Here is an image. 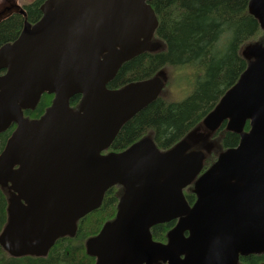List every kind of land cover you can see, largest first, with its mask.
I'll list each match as a JSON object with an SVG mask.
<instances>
[{
  "label": "water",
  "instance_id": "water-1",
  "mask_svg": "<svg viewBox=\"0 0 264 264\" xmlns=\"http://www.w3.org/2000/svg\"><path fill=\"white\" fill-rule=\"evenodd\" d=\"M150 1L47 0L41 20L0 49V133L17 126L0 154V246L12 257H46L114 186L116 218L86 243L96 264H237L264 253V43L243 50L247 69L202 123L206 135L198 128L168 152L147 137L103 154L163 88L160 78L107 88L124 63L160 47ZM249 13L264 31V0H250ZM44 94L54 96L44 115L25 118ZM223 123L240 142L200 176L205 154L191 150L203 142L210 153ZM175 220L168 244L156 243L151 229Z\"/></svg>",
  "mask_w": 264,
  "mask_h": 264
},
{
  "label": "trees",
  "instance_id": "trees-1",
  "mask_svg": "<svg viewBox=\"0 0 264 264\" xmlns=\"http://www.w3.org/2000/svg\"><path fill=\"white\" fill-rule=\"evenodd\" d=\"M46 0H34L25 5L28 22L35 24L42 17L41 6ZM250 0H151L159 20L155 39L163 43L162 50L144 53L126 62L108 84L112 90L131 82L153 78L162 70H178L180 87L185 81L187 96L181 102H167L159 98L127 122L109 151L122 152L145 136H151L161 151L181 141L211 112L221 97L239 79L248 62L242 57L246 45L264 41L258 21L249 14ZM24 19L16 15L0 24V47L18 38ZM184 72V74L182 73ZM52 95L44 94L35 110L25 112L30 119L40 118L51 105ZM81 96L71 100L77 108ZM12 127L0 134V153L11 136ZM249 130V124L245 128ZM213 140L216 150L208 158L205 170L216 160L220 151L235 148L240 136L226 130L223 124ZM202 145H200L201 147ZM121 187L116 186L105 195L102 206L82 219L75 237L59 239L46 257L13 258L0 246V264H95L86 253L87 239L99 234L104 224L116 216ZM191 204L195 197L185 191ZM8 193L0 188V235L8 214ZM175 223L152 228L156 242H166L167 233ZM256 262L255 257L248 259Z\"/></svg>",
  "mask_w": 264,
  "mask_h": 264
},
{
  "label": "flooded vegetation",
  "instance_id": "flooded-vegetation-1",
  "mask_svg": "<svg viewBox=\"0 0 264 264\" xmlns=\"http://www.w3.org/2000/svg\"><path fill=\"white\" fill-rule=\"evenodd\" d=\"M12 3H15V2L13 0H5V4H3V6H4L3 10L1 11V8H0V24H1V18H4V16H6L9 12L13 11L16 8V6L14 4H12ZM0 5H1V2H0ZM7 8H10V9H8L6 11ZM16 15H17L16 13H13V14L10 15L11 16L10 18L15 17ZM24 24H25V21H24ZM16 39H14V40H12V41H10L8 43H13ZM251 257H255L257 261L254 262V263H250L248 261V259L251 258ZM237 264H264V253L263 254H250V255H247V256L240 255Z\"/></svg>",
  "mask_w": 264,
  "mask_h": 264
},
{
  "label": "rangeland",
  "instance_id": "rangeland-1",
  "mask_svg": "<svg viewBox=\"0 0 264 264\" xmlns=\"http://www.w3.org/2000/svg\"><path fill=\"white\" fill-rule=\"evenodd\" d=\"M20 1H21V4L23 5V4H25V3H28V2L31 1V0H20ZM177 71H178V70H175V71L172 72V73H171V72H168V73H169V78H170V80H169V86H170V84L173 82L172 78L175 77ZM182 73L184 74V72H182ZM179 84H180V81L177 80V82H175V86H174L175 91H177L179 94H184V92H182L181 89L178 87ZM171 91H172V90H171L170 88H168L167 92L165 93V98H166V99H171V100H179V99L176 98V96H174V95L171 93ZM180 99H182V98H180Z\"/></svg>",
  "mask_w": 264,
  "mask_h": 264
}]
</instances>
